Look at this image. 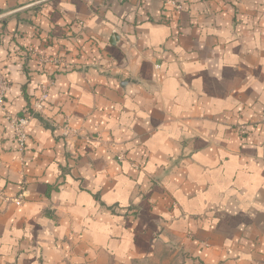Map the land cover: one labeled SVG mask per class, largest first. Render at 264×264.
I'll return each instance as SVG.
<instances>
[{"label":"crops","instance_id":"obj_1","mask_svg":"<svg viewBox=\"0 0 264 264\" xmlns=\"http://www.w3.org/2000/svg\"><path fill=\"white\" fill-rule=\"evenodd\" d=\"M174 1L0 0V264H264V0Z\"/></svg>","mask_w":264,"mask_h":264},{"label":"built area","instance_id":"obj_2","mask_svg":"<svg viewBox=\"0 0 264 264\" xmlns=\"http://www.w3.org/2000/svg\"><path fill=\"white\" fill-rule=\"evenodd\" d=\"M168 3H171L174 7V9L177 10H183L184 6L183 3L174 1V0H167ZM30 52L35 55L41 65H45L48 62H55V63H60L61 59L59 58H51L42 53L38 48H31ZM9 90V80L7 79L5 73L3 71H0V105L4 106L5 105V98L7 91ZM45 96H43L44 98ZM36 112H39L40 109L42 110V103L39 104L37 103L35 105ZM35 112V111H34ZM31 114L30 115H23V116H16L11 118V127L13 130L14 138L15 141L17 142L18 149L20 151H24L27 145V140H28V133H27V126L30 121ZM63 128V133L65 136L68 135H77V131H75L71 126H70V119L68 118L66 122L62 125ZM241 134H245V129L244 127H241L239 129ZM86 140H90L91 137L86 135L84 137Z\"/></svg>","mask_w":264,"mask_h":264},{"label":"rangeland","instance_id":"obj_3","mask_svg":"<svg viewBox=\"0 0 264 264\" xmlns=\"http://www.w3.org/2000/svg\"><path fill=\"white\" fill-rule=\"evenodd\" d=\"M174 252H170L169 257L165 259H156L153 262H148L145 264H179L180 259L177 255H174Z\"/></svg>","mask_w":264,"mask_h":264},{"label":"trees","instance_id":"obj_4","mask_svg":"<svg viewBox=\"0 0 264 264\" xmlns=\"http://www.w3.org/2000/svg\"><path fill=\"white\" fill-rule=\"evenodd\" d=\"M30 112H31V113H30L31 115H36V116H37V114L34 113V110H32V111H30ZM30 114H29V115H30Z\"/></svg>","mask_w":264,"mask_h":264}]
</instances>
